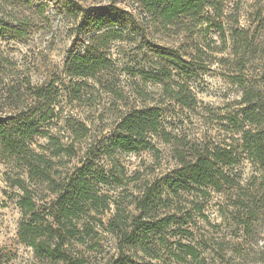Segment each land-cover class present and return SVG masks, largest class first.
Segmentation results:
<instances>
[{"label":"rangeland","instance_id":"1","mask_svg":"<svg viewBox=\"0 0 264 264\" xmlns=\"http://www.w3.org/2000/svg\"><path fill=\"white\" fill-rule=\"evenodd\" d=\"M213 1H218V8L206 9L204 23L184 19L177 28L182 30L176 34L162 25L150 26L143 7L135 0H0V115L13 117L18 111L19 115H39L44 105L34 98L33 92L53 85V92L54 88L59 89L52 105L55 114H49L50 119L43 124L46 134L28 141L33 148L50 153L54 149L50 137H60L68 143L72 136L66 125L78 127L79 122L85 123L89 132L75 141L77 155L55 158L60 161L57 167L63 175L72 174L88 155L96 161V168L108 176L109 184L101 186L103 191L116 199L123 210L138 213L134 209V197L148 187L154 192L160 190L164 198L171 199L168 207L162 205L158 209L160 215L174 216L171 226L153 239L159 258L141 253L145 262L264 264V217L250 238L233 216L237 196L251 193L253 184L261 182L253 179L260 171L250 159L245 156L233 169L241 181L240 189L226 188L218 192L207 187L174 192L167 180L176 178L181 166L173 156L171 145L154 138L158 151L124 152L111 144L123 112L132 106L148 105L160 106L165 126L192 141L207 145L240 144V131L228 126L231 124L226 118L239 114L237 102L243 93L232 77L243 75L250 85L258 84L264 65V0ZM114 8L119 10L117 28L123 40L110 42L107 53L113 67L102 74L117 89L124 90V98L106 92L93 78L70 74L66 66L78 33H81L80 39L87 38L83 27L87 15L116 17ZM134 23L137 30L132 31ZM235 28L242 32L236 38ZM130 35L136 40H128ZM150 42L172 47L182 54L194 53L208 65V70L192 78L173 73L172 79L187 83L196 98L192 108L183 106L165 92L164 85L171 78L163 76L162 81H157L141 76V71L163 75V63L150 50ZM197 45L205 52L197 54ZM83 50L81 42L78 51ZM28 79L33 88L26 84ZM11 87L16 91L10 98ZM77 87L80 93L75 92ZM16 101L18 108L9 104ZM2 150L0 144V260L4 264H59L37 258L33 248L22 241L19 230L23 211L18 204L22 190L15 180L27 175L20 161ZM31 186L36 189L39 208L49 209L46 201L53 196L42 184L34 182ZM116 212L115 204L104 213L93 212L103 219L104 226L90 218L95 230L86 236V242L72 240L69 244L73 254L85 258V264H108L118 255L117 235L108 227ZM187 246L194 247L196 255L189 254ZM134 260L143 261L137 257Z\"/></svg>","mask_w":264,"mask_h":264},{"label":"trees","instance_id":"2","mask_svg":"<svg viewBox=\"0 0 264 264\" xmlns=\"http://www.w3.org/2000/svg\"><path fill=\"white\" fill-rule=\"evenodd\" d=\"M135 1L143 7L150 26L162 25L166 29L175 30L176 34L182 30L177 28L184 19L191 18L202 24L206 21V9L212 6L218 8V1L213 0ZM40 10H43V6H40ZM113 12L116 17L109 18L106 14L96 13L87 15L83 26L87 38L80 39L81 33H78L66 66L70 74L93 78L106 92L124 98V90L117 89L115 83L105 80L102 74L104 70L113 67V61L107 53L110 42L123 40V35L117 28L120 24L119 10L114 8ZM131 30H137L135 23ZM241 34L240 29H233L235 38ZM128 40L136 39L130 35ZM245 40L250 42L248 36ZM81 42L84 44L83 52L78 51ZM149 48L161 58L163 75L141 71L143 79L162 81L163 76L171 78V82L164 85L165 92L183 106L192 108L197 102L196 98L187 83L172 79L173 73L176 72L174 75L178 77L192 78L200 71L208 70V65L194 53L182 54L172 47L154 42L149 43ZM196 48L197 54L205 52L199 45ZM232 78L243 88L242 97L237 102L240 106L239 114L226 117L231 124L228 126L241 133L238 146L226 142L201 144L169 130L162 121V109L158 105L132 106L123 112L111 144L115 149L124 152H134L138 149L158 151L154 138L171 145L173 156L181 166L176 172V178L167 180V185L174 192L177 189L207 187H212L218 192H223L226 188L240 189L241 181L233 169L246 156L260 171V175H255L253 179H261V182L253 184L251 193L237 196L233 203V216L235 221L244 227L245 235L253 238L256 225L264 217V65L259 73L257 85H250L243 75ZM26 84L34 87L29 79ZM52 88L53 85L50 89L36 88L33 92L34 98L44 105L39 115H19V111L13 117L0 115L2 151L20 161L27 175L15 180V184L22 190L18 201L23 211L19 230L22 241L31 246L36 257L41 260L59 264H85V258L73 254L69 244L72 240L85 243L86 236L95 230V223H92L90 218L97 219L99 224L104 226L103 219L93 212L104 213L115 204L117 212L110 219L108 227L117 235L119 253L108 264H156L152 260L145 262V256L141 253L151 258H159L153 239L171 226L174 216L160 215L158 209L162 205L168 207L170 198L166 199L160 190L154 192L148 187L134 197V209L138 213L123 210L116 199H112L109 193L103 191L101 186L109 184L108 176L96 168V161L88 155L84 163L77 166L72 174L63 175L57 167L60 161L55 158L77 155L75 141L86 137L89 132L85 123L79 122L78 127L70 123L66 125L72 136L68 143H64L60 137H50L54 144L50 153L37 151L28 142L36 135L47 132L43 124L50 119L49 114H55L52 105L59 94L57 87L54 92ZM10 89L8 95L11 98L16 89ZM75 92L80 93V87H77ZM9 104L19 107L18 101ZM34 182L44 185L47 193L53 196L50 201H46L49 209L39 208L36 189L31 186ZM84 216L88 218L87 221L82 219ZM187 248L189 254L196 255L194 247ZM134 257L143 261H135ZM262 261L264 262V255ZM0 264H4L2 260Z\"/></svg>","mask_w":264,"mask_h":264}]
</instances>
